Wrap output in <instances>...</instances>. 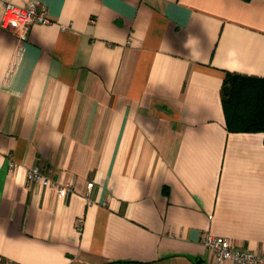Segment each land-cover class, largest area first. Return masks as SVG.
<instances>
[{"label":"crops","instance_id":"obj_1","mask_svg":"<svg viewBox=\"0 0 264 264\" xmlns=\"http://www.w3.org/2000/svg\"><path fill=\"white\" fill-rule=\"evenodd\" d=\"M30 1L51 22L21 39ZM227 71L264 77V0H0V263L264 252V133L227 129Z\"/></svg>","mask_w":264,"mask_h":264},{"label":"built area","instance_id":"obj_2","mask_svg":"<svg viewBox=\"0 0 264 264\" xmlns=\"http://www.w3.org/2000/svg\"><path fill=\"white\" fill-rule=\"evenodd\" d=\"M51 22L46 6L30 1L24 5L11 2L5 4V13L1 22L4 28H15L19 31V37L25 39L28 29L33 23L46 24ZM14 165V162H11ZM33 180L44 185H56L48 176L40 173L38 168L33 167L29 171ZM94 182H88V192ZM60 193L66 191L67 186L58 185ZM203 244L214 255L219 263L230 262L232 264H264V252H256L248 248L236 246L228 237L207 234L203 237ZM1 264H13L9 260Z\"/></svg>","mask_w":264,"mask_h":264},{"label":"trees","instance_id":"obj_3","mask_svg":"<svg viewBox=\"0 0 264 264\" xmlns=\"http://www.w3.org/2000/svg\"><path fill=\"white\" fill-rule=\"evenodd\" d=\"M221 100L229 131H260L264 133L263 76L227 71L221 86ZM163 190L167 196L168 187L165 186ZM119 263V261H110L103 264Z\"/></svg>","mask_w":264,"mask_h":264},{"label":"rangeland","instance_id":"obj_4","mask_svg":"<svg viewBox=\"0 0 264 264\" xmlns=\"http://www.w3.org/2000/svg\"><path fill=\"white\" fill-rule=\"evenodd\" d=\"M1 264V263H0Z\"/></svg>","mask_w":264,"mask_h":264}]
</instances>
